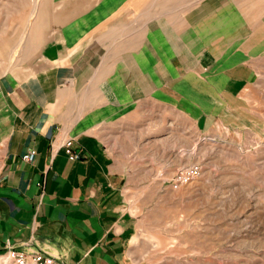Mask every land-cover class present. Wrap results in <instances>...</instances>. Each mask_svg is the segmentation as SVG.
Segmentation results:
<instances>
[{
  "label": "rangeland",
  "instance_id": "374dc122",
  "mask_svg": "<svg viewBox=\"0 0 264 264\" xmlns=\"http://www.w3.org/2000/svg\"><path fill=\"white\" fill-rule=\"evenodd\" d=\"M235 16L250 23L253 56L242 57L256 79L241 100L228 101L223 119L200 132L195 115L161 94L164 79L153 84L145 74L169 68L190 39L205 46L218 41L217 22L229 32L222 60L245 53L231 46ZM73 37L79 42L71 41L74 52L64 59L77 67L65 95L78 98L76 119L105 105L100 92L108 77L114 88L130 85L127 95H137L134 111L97 126L124 158L138 233L135 261L264 264V0H0V78L37 66L49 46L67 50L64 40ZM164 47L168 55L160 54ZM101 48L106 53L96 57L94 74L77 85L75 76ZM206 59L212 60L209 52ZM111 104L117 105L114 97Z\"/></svg>",
  "mask_w": 264,
  "mask_h": 264
},
{
  "label": "crops",
  "instance_id": "0c3cea01",
  "mask_svg": "<svg viewBox=\"0 0 264 264\" xmlns=\"http://www.w3.org/2000/svg\"><path fill=\"white\" fill-rule=\"evenodd\" d=\"M239 19L235 16L229 24L236 33L235 42L229 41L245 53L222 60L227 45L222 49L221 42L229 32H224L225 22H217L212 28V35L220 36L217 43L205 46L190 39L184 47H175L169 68L153 66L145 74L153 84L158 77L164 79L161 94L195 115L200 132H207L213 119H223L228 101L241 100L256 79L251 61L242 57L253 56L252 30L249 21ZM75 38L64 40L67 50L49 46L37 66L16 68L0 78V260L13 247L48 252L64 264H139L133 254L138 233L124 158L103 142L97 128L119 113L125 117L134 111L137 95H127L130 85L114 88L108 77L100 90L105 105L89 108L76 119L72 107L78 98L65 95V90L72 88L77 62L64 59L74 52ZM165 47L160 54L171 51ZM103 48L75 76L77 85L90 80L96 57L102 60L106 53ZM235 109L241 108H231ZM68 141L78 159L67 155ZM30 150L35 160L26 162L23 156Z\"/></svg>",
  "mask_w": 264,
  "mask_h": 264
},
{
  "label": "built area",
  "instance_id": "2783aa9c",
  "mask_svg": "<svg viewBox=\"0 0 264 264\" xmlns=\"http://www.w3.org/2000/svg\"><path fill=\"white\" fill-rule=\"evenodd\" d=\"M73 143L70 141L66 142V153L72 160L78 159L79 155L72 150ZM35 151L30 150L23 156V160L26 162H33L35 159ZM2 257H6L8 261L13 264H64L57 257L45 253L40 250H32L31 252L21 251L14 249L13 247H8L6 249V254Z\"/></svg>",
  "mask_w": 264,
  "mask_h": 264
},
{
  "label": "bare ground",
  "instance_id": "6f19581e",
  "mask_svg": "<svg viewBox=\"0 0 264 264\" xmlns=\"http://www.w3.org/2000/svg\"><path fill=\"white\" fill-rule=\"evenodd\" d=\"M1 264H8V259L6 257H2L0 260Z\"/></svg>",
  "mask_w": 264,
  "mask_h": 264
}]
</instances>
